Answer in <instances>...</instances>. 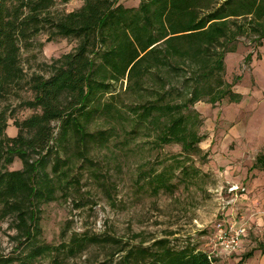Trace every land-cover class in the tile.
I'll return each instance as SVG.
<instances>
[{"label": "trees", "instance_id": "trees-1", "mask_svg": "<svg viewBox=\"0 0 264 264\" xmlns=\"http://www.w3.org/2000/svg\"><path fill=\"white\" fill-rule=\"evenodd\" d=\"M69 1L0 0V96L13 91L12 86L22 77L19 56L26 42L42 33L47 34L46 43L56 38L76 41L71 52L52 62L49 76L32 75L27 81L31 98L19 105L33 113L14 125L15 137L5 136L8 121L0 114V160L4 161L0 219L12 215V239L33 247L19 258L0 255V264H33L41 254L60 249L73 255L84 242L85 237L73 235L56 247L34 246L40 235V203L53 200L56 191L67 184H77L75 178L63 183L65 173L58 171V157L51 167L58 175L50 179L44 172L45 156L56 152L53 142L64 143L68 137H74L73 146L79 147L76 154L86 155V138L92 136L85 122L93 114H112L113 105L102 104L101 98L114 84L124 83L129 94L151 89L149 100L128 107L136 116L131 132L138 124L149 122L158 148L178 145L188 157L198 152L203 137L198 134L194 105L206 102L215 106L238 99L231 92L233 83L224 80L228 58H237L233 43L248 35L259 48L264 40V0H139L137 8L124 7L121 0H82L79 9L60 12L54 18L51 8ZM248 57L251 55L245 62ZM160 72H182V84L171 86ZM147 77L160 86L146 87ZM174 93H178L177 101H171ZM14 158L21 169L8 171ZM145 180L153 195L172 191L163 173ZM108 240L117 242L104 239ZM259 250L264 253V244H259ZM117 252H121L117 264H212L206 253L171 249L166 239ZM51 264L58 260L54 258Z\"/></svg>", "mask_w": 264, "mask_h": 264}, {"label": "rangeland", "instance_id": "rangeland-1", "mask_svg": "<svg viewBox=\"0 0 264 264\" xmlns=\"http://www.w3.org/2000/svg\"><path fill=\"white\" fill-rule=\"evenodd\" d=\"M120 2L126 8H137L139 4V0ZM81 5L82 0H70L65 5L56 4L51 12L56 18L60 12L75 11ZM46 36L42 33L25 43L19 56L22 77L12 86L13 91L0 96V114H5L8 121L4 134L9 138L16 136L14 125L33 113L19 105L31 98L27 87L29 78L49 76L52 62L76 46L75 40L63 38L46 43ZM261 43L257 48L248 35L233 43L237 58H228L224 80L233 83L231 92L238 99L215 106L206 102L194 105L193 110L199 116L198 134L203 137L197 146L198 152H191L188 157L178 145L158 148L154 143L155 130L149 122L138 124L135 132H131L136 116L128 107L149 100L151 89L129 94L124 91V83L114 84L101 98L102 104L113 105L112 114H93L85 122L86 131L92 136L86 138V155L76 154L79 147L73 146L76 144L74 137H68L64 143L53 142L56 152L52 150L46 154L44 172L50 179L58 175L51 172L58 157V171L65 173L63 183L75 178L77 184H67L62 191H56L53 200L40 203V235L34 246L56 247L73 235L85 237V240L73 255L67 249L46 252L33 264H51L54 258L58 264H117L121 255L117 249L136 245L148 247L159 239H166L174 250L206 253L212 264H243L245 255L252 251L250 247L256 246L252 230L245 228L246 240L251 239L252 244L243 252L239 248L237 254L230 257L217 258L219 253L212 254L211 240L215 224L223 221L236 224L242 220V214L247 215V209L253 207L243 205L247 200H242L240 205L237 202L236 206L228 188L236 180L247 183L254 176L253 166L257 165L261 171L264 162V97L260 100L255 89L264 86V63L261 64L264 46ZM249 55L251 57L245 62L244 58ZM163 75L174 87L180 86L184 77L182 72ZM236 77H240L239 81H235ZM146 79L152 81L148 80L146 87L160 86L152 77ZM178 98V93H174L171 101ZM52 127L55 137L57 124ZM233 129L243 131V137L233 138ZM2 167L3 159L0 170ZM6 169L20 170L21 163L14 158ZM158 173H163L167 184L173 186L172 191L150 193L145 178ZM13 219L12 215L0 219V255L19 258L33 247L30 243L18 245L12 239L15 235ZM92 236L97 240L86 241ZM105 238L117 242H105Z\"/></svg>", "mask_w": 264, "mask_h": 264}, {"label": "crops", "instance_id": "crops-1", "mask_svg": "<svg viewBox=\"0 0 264 264\" xmlns=\"http://www.w3.org/2000/svg\"><path fill=\"white\" fill-rule=\"evenodd\" d=\"M262 42H263V46H264V40ZM263 55H264V52H263ZM262 63H264V60L261 62V64ZM256 68L253 69V71H254L253 74H255ZM255 89L258 92V97L260 98V100H263V98H261V97H264V86L263 87L260 86L261 90L260 89L258 90L256 87H255ZM231 136L233 138H242L243 137V131L233 129V131L231 132ZM262 147L264 148V144ZM256 166H253V168L251 170V173L254 175L253 178L250 179L247 183H245L246 185L243 184L242 182H240L239 180H236L233 183H231V186H237L239 188V192H237L235 194L236 199H232L234 204H236L237 202H238V204L239 203L243 204V203H241V201L247 200V202H246L247 204L244 203L243 205L248 206L250 204L251 206H253L252 209H247L249 211V213L247 215L242 214V220H240L238 223H236L237 225L243 226L244 235L240 241L239 247L237 248V250L234 253H236L239 248L241 250L240 252H243V249L248 248L252 244L251 239L246 240V237H245V228L246 227L249 230H252V233L255 236L253 238L255 240L253 242V244L255 243L256 246L250 247V249L252 250V251L248 252V253H250V256L248 258H245L246 261L243 264H250L251 262H252V264H264V253H261V251L259 250V244L260 243L264 244V168L262 165V170L260 171V169L257 168ZM236 169H238V168H236ZM236 206H237V204H236ZM248 207H250V206H248ZM234 211L235 210L233 208L232 212L234 213ZM257 235L259 237H262V239H259L257 237ZM231 255H229L228 257H230ZM222 256L223 255H219L217 258H220ZM234 260L238 261V260H240V258H235ZM227 261H229V258Z\"/></svg>", "mask_w": 264, "mask_h": 264}, {"label": "built area", "instance_id": "built-area-1", "mask_svg": "<svg viewBox=\"0 0 264 264\" xmlns=\"http://www.w3.org/2000/svg\"><path fill=\"white\" fill-rule=\"evenodd\" d=\"M238 191L239 188L237 186H230L228 188V192L233 196V199H236L235 194ZM243 235L244 229L242 225L232 224L228 221L215 224L211 240V253L215 252L223 256L233 254L239 247Z\"/></svg>", "mask_w": 264, "mask_h": 264}]
</instances>
